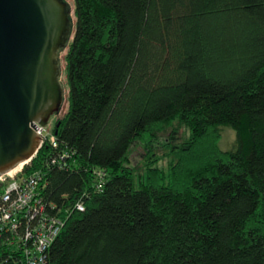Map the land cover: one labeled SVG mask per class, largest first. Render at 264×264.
<instances>
[{
  "label": "trees",
  "instance_id": "trees-1",
  "mask_svg": "<svg viewBox=\"0 0 264 264\" xmlns=\"http://www.w3.org/2000/svg\"><path fill=\"white\" fill-rule=\"evenodd\" d=\"M73 2L56 147L22 167L64 223L46 264H264V0ZM174 123L167 179L136 182L131 146Z\"/></svg>",
  "mask_w": 264,
  "mask_h": 264
},
{
  "label": "water",
  "instance_id": "water-1",
  "mask_svg": "<svg viewBox=\"0 0 264 264\" xmlns=\"http://www.w3.org/2000/svg\"><path fill=\"white\" fill-rule=\"evenodd\" d=\"M69 0H0V176L39 150L46 127L65 105L59 51L70 39Z\"/></svg>",
  "mask_w": 264,
  "mask_h": 264
},
{
  "label": "built area",
  "instance_id": "built-area-1",
  "mask_svg": "<svg viewBox=\"0 0 264 264\" xmlns=\"http://www.w3.org/2000/svg\"><path fill=\"white\" fill-rule=\"evenodd\" d=\"M38 129H31L43 144L56 147L55 137L45 128L33 123ZM56 160H51L54 163ZM23 165L19 171L0 176V260L10 264H46V254L63 227V220L54 205L43 199V173L40 170L24 174ZM95 187L99 190L105 179V172H95ZM76 209L82 211L80 202Z\"/></svg>",
  "mask_w": 264,
  "mask_h": 264
},
{
  "label": "rangeland",
  "instance_id": "rangeland-1",
  "mask_svg": "<svg viewBox=\"0 0 264 264\" xmlns=\"http://www.w3.org/2000/svg\"><path fill=\"white\" fill-rule=\"evenodd\" d=\"M68 17L72 21L71 22V30L73 34L70 35V39L65 44V49L59 51L60 57V72L58 76V81L60 82L62 88L64 89V100L65 105L62 106V110L58 115H53L45 127V131L50 136L51 130L54 126V123L57 119H60L67 110V92L68 86L66 83V71H65V55L67 53L69 45L72 43L75 30H76V16L74 10V2L73 0H69L68 3ZM189 135V131L183 127L179 126L177 123H174L172 127L167 130L158 133L156 136V140L151 145L153 147V152H149L147 149L149 146L145 144V142H135L128 153L129 159V167L133 169L136 182L143 180L146 174V170L149 167H155L161 171L163 178L166 180L168 176V166L170 161H172L173 156L169 151V146L178 147L181 145ZM235 141V133L228 127L222 128V137L218 143V147L222 151H229L233 148ZM166 144V145H164ZM152 149V148H151ZM22 165H20L21 167ZM19 167V168H20ZM18 168V169H19ZM15 168L11 175L16 174L19 170Z\"/></svg>",
  "mask_w": 264,
  "mask_h": 264
},
{
  "label": "bare ground",
  "instance_id": "bare-ground-1",
  "mask_svg": "<svg viewBox=\"0 0 264 264\" xmlns=\"http://www.w3.org/2000/svg\"><path fill=\"white\" fill-rule=\"evenodd\" d=\"M19 167H20V165L17 167V169H18ZM13 171H15V170H13ZM13 171H12V172H13ZM12 172H11V173H12Z\"/></svg>",
  "mask_w": 264,
  "mask_h": 264
}]
</instances>
